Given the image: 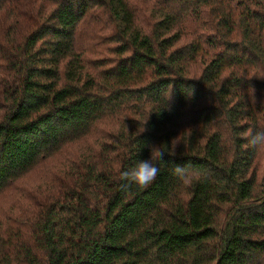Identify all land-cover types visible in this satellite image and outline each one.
Instances as JSON below:
<instances>
[{"label":"trees","instance_id":"obj_1","mask_svg":"<svg viewBox=\"0 0 264 264\" xmlns=\"http://www.w3.org/2000/svg\"><path fill=\"white\" fill-rule=\"evenodd\" d=\"M248 128L264 0H0V264H264Z\"/></svg>","mask_w":264,"mask_h":264},{"label":"clouds","instance_id":"obj_2","mask_svg":"<svg viewBox=\"0 0 264 264\" xmlns=\"http://www.w3.org/2000/svg\"><path fill=\"white\" fill-rule=\"evenodd\" d=\"M241 135L245 138L249 148L257 153L264 154V129L255 130L248 128ZM163 155L164 152L159 151V148H153L150 160L140 161L134 168L123 171L120 175V179L123 182L122 187L128 188L134 186L139 189L149 187L156 180L160 171L157 164L153 161L161 160ZM174 173L184 183L188 182L191 175L187 166L174 167Z\"/></svg>","mask_w":264,"mask_h":264},{"label":"rangeland","instance_id":"obj_3","mask_svg":"<svg viewBox=\"0 0 264 264\" xmlns=\"http://www.w3.org/2000/svg\"><path fill=\"white\" fill-rule=\"evenodd\" d=\"M106 55V57H108L109 55H107V54H105Z\"/></svg>","mask_w":264,"mask_h":264}]
</instances>
